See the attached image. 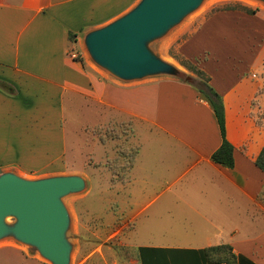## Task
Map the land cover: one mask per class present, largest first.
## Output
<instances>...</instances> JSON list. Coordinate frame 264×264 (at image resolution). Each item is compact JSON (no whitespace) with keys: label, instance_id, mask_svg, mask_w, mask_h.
Listing matches in <instances>:
<instances>
[{"label":"crops","instance_id":"obj_1","mask_svg":"<svg viewBox=\"0 0 264 264\" xmlns=\"http://www.w3.org/2000/svg\"><path fill=\"white\" fill-rule=\"evenodd\" d=\"M140 1L0 0V175L36 180L68 169L72 116L84 134L131 123L139 152L122 186L123 217L130 229L124 237L137 238V251L229 245L235 264H264V173L255 164L264 148V12H218L201 28L218 45L205 49L202 69L223 99L235 148L230 169L212 160L220 127L191 80L125 82L75 59L87 33ZM201 29L182 47L191 60L204 53L190 48ZM0 264L48 263L8 242L0 245Z\"/></svg>","mask_w":264,"mask_h":264},{"label":"rangeland","instance_id":"obj_2","mask_svg":"<svg viewBox=\"0 0 264 264\" xmlns=\"http://www.w3.org/2000/svg\"><path fill=\"white\" fill-rule=\"evenodd\" d=\"M230 4L264 12V3L256 0H202L198 8L186 15L165 35L147 43L150 51L174 66L177 72L174 75L159 74L134 81H143L153 77H171L186 81L187 77H191L195 85L202 84L204 80L185 68L181 61L189 60L194 64H199L202 68V63L208 59L207 48L218 47V45L212 38L213 34L201 28L219 8ZM200 29L201 33L196 35L190 48L194 52L197 50L202 52L201 50L204 49V53L195 61L186 57L182 47ZM75 59L80 62L88 61L93 63L96 69L108 72L93 61L84 43L82 49L76 52ZM218 64L216 60L211 62L213 67ZM221 64H219L220 67ZM69 120L67 138L70 148L68 149V167H66L68 169L57 174H79L85 178V188L81 192L61 197V202L70 215V223L66 232V239L72 246L69 264H135L138 260V251L134 245L138 244V240L135 236L124 237L130 229L129 225L125 226L123 217L128 208L126 190L122 187L128 183L132 154L139 147L133 140L131 123L99 127L100 133L96 135L92 130L87 129L86 134L80 133L77 116H72V120ZM101 136L106 139L105 142L101 141ZM17 223L18 219L12 215L4 219V224L11 232ZM9 236L0 240L1 246L8 242H16L15 238ZM18 244L21 243L18 242ZM23 246L31 249L34 254L40 255L37 248Z\"/></svg>","mask_w":264,"mask_h":264},{"label":"water","instance_id":"obj_3","mask_svg":"<svg viewBox=\"0 0 264 264\" xmlns=\"http://www.w3.org/2000/svg\"><path fill=\"white\" fill-rule=\"evenodd\" d=\"M201 2L141 0L124 16L87 33L85 47L98 66L122 81L174 75L177 69L150 51L147 43L165 35ZM84 188L85 178L78 174L36 180L11 172L1 174L0 240L10 235L17 243L37 248L40 256L52 264H69L72 246L66 232L70 215L61 197ZM10 215L18 219L12 232L4 224Z\"/></svg>","mask_w":264,"mask_h":264},{"label":"trees","instance_id":"obj_4","mask_svg":"<svg viewBox=\"0 0 264 264\" xmlns=\"http://www.w3.org/2000/svg\"><path fill=\"white\" fill-rule=\"evenodd\" d=\"M239 10L249 15H255L258 9H252L242 5H227L223 8H219L217 12L222 11H233ZM215 12V13H217ZM214 15V14H213ZM75 35L70 34V39L75 40ZM181 64L195 73L198 77L202 78L204 82L196 85V88L203 93L210 101L222 136V144L220 148L215 151L212 155V160L216 164L224 166L226 168H234L235 166V148L228 141L226 137V119H225V107L222 96L209 84L210 76L199 67V64H194L189 60L181 61ZM188 83L194 84L192 81ZM260 123V121L258 120ZM92 130L94 134H99V127L87 128ZM101 141L105 142L106 139L101 136ZM139 152V147L135 149L132 154L131 168L135 162L136 156ZM256 166L264 173V148L260 155L256 159ZM139 259L141 264H235L236 256L233 254V249L229 245L211 247L206 250L196 251H185V250H172V249H153V248H139L138 249Z\"/></svg>","mask_w":264,"mask_h":264}]
</instances>
